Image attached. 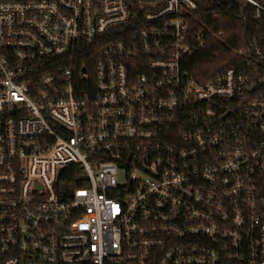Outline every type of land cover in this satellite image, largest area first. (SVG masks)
<instances>
[{
  "label": "built area",
  "instance_id": "obj_1",
  "mask_svg": "<svg viewBox=\"0 0 264 264\" xmlns=\"http://www.w3.org/2000/svg\"><path fill=\"white\" fill-rule=\"evenodd\" d=\"M238 3L0 0V264H264V47L190 63Z\"/></svg>",
  "mask_w": 264,
  "mask_h": 264
},
{
  "label": "trees",
  "instance_id": "obj_2",
  "mask_svg": "<svg viewBox=\"0 0 264 264\" xmlns=\"http://www.w3.org/2000/svg\"><path fill=\"white\" fill-rule=\"evenodd\" d=\"M200 16L207 24L223 30L225 41H211L203 51L193 56L190 62L192 64L191 71L197 77L212 78L231 65L236 56L233 52L231 53L229 48L231 46L234 48L241 47L245 38L257 36L262 47H264V17L261 19L254 18L251 7L246 8L238 3L234 8L225 6L220 11L215 10L207 16L203 14Z\"/></svg>",
  "mask_w": 264,
  "mask_h": 264
},
{
  "label": "water",
  "instance_id": "obj_3",
  "mask_svg": "<svg viewBox=\"0 0 264 264\" xmlns=\"http://www.w3.org/2000/svg\"><path fill=\"white\" fill-rule=\"evenodd\" d=\"M259 85H264V80H262V81L260 82V84H254V85L250 88V90H253V89L258 88Z\"/></svg>",
  "mask_w": 264,
  "mask_h": 264
}]
</instances>
